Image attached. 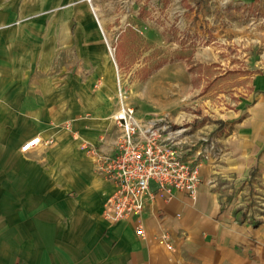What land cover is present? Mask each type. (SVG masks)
I'll return each mask as SVG.
<instances>
[{
  "label": "crops",
  "instance_id": "crops-1",
  "mask_svg": "<svg viewBox=\"0 0 264 264\" xmlns=\"http://www.w3.org/2000/svg\"><path fill=\"white\" fill-rule=\"evenodd\" d=\"M62 3L55 7L60 12L79 13V6ZM39 25L40 30L49 28L48 22ZM11 27L9 22L0 24V109L25 116L21 119L29 120L32 128L0 164V184H5L0 187V202L12 200L18 207L15 220L23 221L18 232L22 241L8 244L7 255L0 250V264H264V70L248 75L244 82L249 89L232 109L201 123L199 132L217 137L218 157L200 168L195 198L175 190L168 199L148 201L139 216L109 224L101 212L112 183L80 147L84 141L109 152L118 132L110 119L118 107L116 85L103 46L94 31L83 33L84 52L98 46L94 59L103 60V73L98 74L103 84L94 93L78 95L79 74L76 85L63 80L65 86L59 88V81L45 71L43 84L36 88L40 95L34 104L46 109L37 114L38 121L35 114L14 110L33 108V103L31 97L15 96L27 89V74L12 71ZM54 91L57 96L52 100L48 94ZM176 106L172 103L170 112H166L170 107L159 106L158 115L181 124L170 117ZM150 112L135 109L140 117ZM36 135L54 140L55 147L40 144L21 151V145ZM150 187L154 190V183ZM137 226L142 235L135 234ZM161 233L168 235L173 251L160 241Z\"/></svg>",
  "mask_w": 264,
  "mask_h": 264
},
{
  "label": "rangeland",
  "instance_id": "rangeland-1",
  "mask_svg": "<svg viewBox=\"0 0 264 264\" xmlns=\"http://www.w3.org/2000/svg\"><path fill=\"white\" fill-rule=\"evenodd\" d=\"M60 3L79 6V13L60 12L55 8ZM48 9L53 10L44 12ZM0 21L13 26L9 35L15 56L12 71L27 74V89L15 96L31 97L33 103V108L14 110L28 116L35 114L38 121L46 109L34 104L40 95L36 88L43 84L45 71L53 77L51 80L59 81V88L65 86L63 80L66 85H76L75 76L79 74L81 98L103 84L98 75L103 73V60L93 56L96 50L100 52L98 46L87 54L81 43L83 33L91 31L103 46L116 92L119 88L135 109L152 110L148 117L158 115L162 106L169 108L176 103L170 117H177L195 135L204 134L199 132L203 121L233 108L241 93L249 89L244 82L248 75L264 70L261 2L248 5L239 0H0ZM45 22L49 28L40 30L39 23L44 26ZM28 33L29 37H23ZM75 41L79 43L74 44ZM68 74L71 77H66ZM240 74L247 78H240ZM55 92L48 94L52 100L57 96ZM170 108L166 112L173 110ZM21 117L26 118L0 109L1 167V162L10 157L8 152L17 150L19 141L32 128L30 121ZM40 144L51 148L56 143L44 139ZM17 208L12 200L0 202L1 255L7 253L8 244L22 241L18 232L22 231L23 221L14 217Z\"/></svg>",
  "mask_w": 264,
  "mask_h": 264
},
{
  "label": "built area",
  "instance_id": "built-area-1",
  "mask_svg": "<svg viewBox=\"0 0 264 264\" xmlns=\"http://www.w3.org/2000/svg\"><path fill=\"white\" fill-rule=\"evenodd\" d=\"M108 49L112 55L111 48ZM117 93L118 107L110 119L118 132L111 150L105 152L84 141L80 144L93 158L95 169L112 183L101 212L109 224L139 216L148 201L155 197L168 199L175 190L195 198L200 168L218 157L216 138L209 134L195 135L188 126L175 124L166 115L136 116L125 94L119 88ZM42 141L40 136H34L20 150H31ZM135 234H143L140 226ZM159 239L168 251L174 250L166 233H161Z\"/></svg>",
  "mask_w": 264,
  "mask_h": 264
},
{
  "label": "bare ground",
  "instance_id": "bare-ground-1",
  "mask_svg": "<svg viewBox=\"0 0 264 264\" xmlns=\"http://www.w3.org/2000/svg\"><path fill=\"white\" fill-rule=\"evenodd\" d=\"M116 95H118V93Z\"/></svg>",
  "mask_w": 264,
  "mask_h": 264
}]
</instances>
